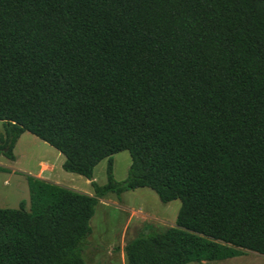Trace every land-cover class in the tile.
Wrapping results in <instances>:
<instances>
[{
	"label": "trees",
	"instance_id": "obj_1",
	"mask_svg": "<svg viewBox=\"0 0 264 264\" xmlns=\"http://www.w3.org/2000/svg\"><path fill=\"white\" fill-rule=\"evenodd\" d=\"M0 123V156L29 133L92 191L25 175L0 264H84L97 200L138 188L179 208L124 264L264 257V0H0Z\"/></svg>",
	"mask_w": 264,
	"mask_h": 264
},
{
	"label": "rangeland",
	"instance_id": "obj_2",
	"mask_svg": "<svg viewBox=\"0 0 264 264\" xmlns=\"http://www.w3.org/2000/svg\"><path fill=\"white\" fill-rule=\"evenodd\" d=\"M12 152L14 161L0 156V167L4 169L0 172V208L16 209L20 201L28 199L25 175L36 176L47 182L52 180L62 187L92 195L87 180L62 171L63 157L29 133H23L18 138ZM129 162L126 151L112 156V177L115 182L125 180ZM42 163L47 164L42 165L43 173ZM92 178L97 185L105 183V160L94 167ZM178 208V200L161 204L154 192L147 188L124 192L119 198L106 194L97 200L90 219L91 233L82 253L84 264H124V245L141 233L158 232L172 227ZM242 253L241 256L223 261L200 264H264L263 256L248 251Z\"/></svg>",
	"mask_w": 264,
	"mask_h": 264
},
{
	"label": "crops",
	"instance_id": "obj_3",
	"mask_svg": "<svg viewBox=\"0 0 264 264\" xmlns=\"http://www.w3.org/2000/svg\"><path fill=\"white\" fill-rule=\"evenodd\" d=\"M0 126H1V123H0ZM1 133H2V127H1ZM26 133V132H25ZM22 135V134H21ZM20 135V136H21ZM20 138V137H19ZM16 144H17V141H16ZM16 144L14 145V147H13V150L12 151H14V149H15V147H16ZM13 153V152H12ZM13 157H14V155H13ZM14 159H15V157H14ZM43 164H45V163H42L41 164V173H43V168H42V165ZM47 165V164H46ZM48 167V166H47ZM48 170H49V167H48ZM49 173V172H48ZM48 173H46L47 174V176L48 177H50V175H48ZM35 178H37L36 176H35ZM51 179H52V177H50ZM5 183V182H4ZM50 183H54V182H52V180H51V182ZM55 184V183H54ZM23 202H24V207H25V209H28V199H24L23 200ZM19 204V203H18Z\"/></svg>",
	"mask_w": 264,
	"mask_h": 264
},
{
	"label": "bare ground",
	"instance_id": "obj_4",
	"mask_svg": "<svg viewBox=\"0 0 264 264\" xmlns=\"http://www.w3.org/2000/svg\"><path fill=\"white\" fill-rule=\"evenodd\" d=\"M43 166H46V164H43Z\"/></svg>",
	"mask_w": 264,
	"mask_h": 264
}]
</instances>
